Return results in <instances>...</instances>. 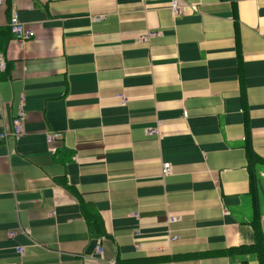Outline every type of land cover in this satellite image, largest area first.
<instances>
[{
    "label": "crops",
    "instance_id": "obj_1",
    "mask_svg": "<svg viewBox=\"0 0 264 264\" xmlns=\"http://www.w3.org/2000/svg\"><path fill=\"white\" fill-rule=\"evenodd\" d=\"M170 1L2 0L0 264H264V0Z\"/></svg>",
    "mask_w": 264,
    "mask_h": 264
},
{
    "label": "built area",
    "instance_id": "obj_2",
    "mask_svg": "<svg viewBox=\"0 0 264 264\" xmlns=\"http://www.w3.org/2000/svg\"><path fill=\"white\" fill-rule=\"evenodd\" d=\"M2 4V0H0V5ZM169 9L171 11V13L173 14L174 17H179V16H183L186 13L192 11V6L188 5L185 1L183 0H172L170 1L169 4ZM102 17H98L97 19H100ZM8 27L10 30V33L12 35V37L17 41V43L22 46L24 42L31 40L34 37V33L30 30H27L24 28V26L21 24L17 13L13 12L10 17H9V21H8ZM154 35V33H151L149 35H147V37H152ZM5 65L4 62L1 60L0 61V71L4 70ZM120 99L122 101H124L123 97H120ZM23 104V103H22ZM20 105V110L17 114V116L12 120V124H11V132L10 134L15 137L16 139H18L19 137L23 136L24 134V124L26 122V114L23 110V105ZM147 134L152 135V134H157V130L156 129H147L146 130ZM9 133H6L4 131H2L0 133V140H4L6 138V136ZM60 134L59 133H46L45 134V141L47 143H51L54 142L55 140L59 139ZM161 176L162 177H166L167 175L170 174V165L168 163H164L162 164L161 167ZM178 219L175 217H170L168 219L169 223H174L177 222ZM13 233H9L8 236L10 238L13 237ZM101 247L96 246L94 249V255L96 257H88V260L90 262V264H97L100 261V257H101ZM16 252L19 255L23 254V250L21 248H17Z\"/></svg>",
    "mask_w": 264,
    "mask_h": 264
},
{
    "label": "trees",
    "instance_id": "obj_3",
    "mask_svg": "<svg viewBox=\"0 0 264 264\" xmlns=\"http://www.w3.org/2000/svg\"><path fill=\"white\" fill-rule=\"evenodd\" d=\"M250 146L247 144L245 146V149H246V152H247V155H248V161H249V193L252 197V201H253V211H252V215H253V222H252V225L255 229V233L257 234L258 233V222H259V214H258V207H257V204L256 203V188H257V179L255 177V174H254V170H253V167L254 165L256 164L255 160L253 159V155L251 153V150L249 149ZM250 247L248 248H239V249H232V250H229V252H235V253H238V254H242L246 251H250ZM256 250V252L258 253L257 255L259 257L262 256V254H264V245L262 244L261 247L259 249H254Z\"/></svg>",
    "mask_w": 264,
    "mask_h": 264
}]
</instances>
